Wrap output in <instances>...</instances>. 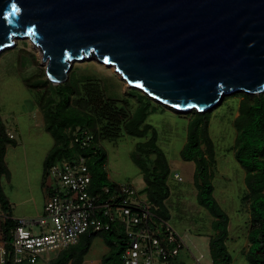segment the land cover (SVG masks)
Wrapping results in <instances>:
<instances>
[{
	"label": "water",
	"instance_id": "95a60500",
	"mask_svg": "<svg viewBox=\"0 0 264 264\" xmlns=\"http://www.w3.org/2000/svg\"><path fill=\"white\" fill-rule=\"evenodd\" d=\"M13 37L55 84L95 57L181 113L264 92V0H0V54Z\"/></svg>",
	"mask_w": 264,
	"mask_h": 264
},
{
	"label": "trees",
	"instance_id": "16d2710c",
	"mask_svg": "<svg viewBox=\"0 0 264 264\" xmlns=\"http://www.w3.org/2000/svg\"><path fill=\"white\" fill-rule=\"evenodd\" d=\"M23 55L20 59L24 66L29 61L24 60ZM23 80L28 87L38 90L36 102L43 113L44 128L54 138V145L44 161L45 175L55 163L84 156L92 177L91 192H99L105 186L114 189L118 182L109 177L106 164L108 152L104 142L115 141L125 135L143 138L136 143L132 158L143 171L147 198L154 206L152 222H156L159 217L169 219L165 200L170 195L167 181L171 167L165 151L158 143V129L147 121L150 114L159 110V105L152 103L151 96L132 87L126 95L137 98L135 106L126 96L107 93L101 78L86 72L77 74L76 68L71 70L66 81L59 84L53 83L44 72L24 76ZM240 93L239 114L234 119L237 128L234 149L237 160L246 170L248 187L243 196L251 217L246 258L249 264H264V92ZM188 114L192 116L189 118L187 141L181 150V157L185 161L195 162L197 199L213 216V231L209 236L212 264H233L227 244L230 216L214 194L213 166L216 156L210 134L211 113L193 110ZM17 144V140L9 135L0 109V212L4 217L0 222V230L10 252L13 229L19 225V220L13 218L12 204L4 191L2 179L11 175L6 155L9 146ZM97 236H102L110 247L102 258V264H123L122 253L127 235L118 222L113 223L110 229L95 231L90 228L80 235L76 243L62 249L51 259L50 264H83ZM6 264H15L11 254ZM169 264L185 262L178 255L171 258Z\"/></svg>",
	"mask_w": 264,
	"mask_h": 264
},
{
	"label": "rangeland",
	"instance_id": "374dc122",
	"mask_svg": "<svg viewBox=\"0 0 264 264\" xmlns=\"http://www.w3.org/2000/svg\"><path fill=\"white\" fill-rule=\"evenodd\" d=\"M22 54L24 60L29 61L24 66L20 59ZM73 68L77 69V74L86 72L101 78L107 87V93L126 96L133 105H137L136 97L126 95L133 88L112 66L93 57L74 61ZM36 72L46 73V64L42 61L41 51L29 38H18L13 47L1 52L0 109L8 130L15 134L18 142L17 145H10L8 148L6 160L11 175L9 178L4 176L2 183L13 207L30 213L35 211V206L24 204L22 200L33 196L38 205L42 203L43 160L46 152L54 144L53 136L42 126L44 120L36 102L38 90L31 89L23 80L24 76ZM241 97V93L227 96L221 105L209 111L210 134L216 156V164L213 166L214 194L230 216L228 246L233 256V264H249L246 251L243 250L251 218L248 203L243 200L246 192L244 187L246 172L237 160L234 149L237 136L234 118ZM152 100L153 104L159 105V110L150 114L147 121L158 129L159 144L168 152V159L172 165L167 181L170 195L165 200V205L169 212V223L185 239L186 246L181 251L180 258L185 264H212L209 236L213 231V216L198 202V189L194 183L192 169L194 164L183 161L178 154V158L175 157L174 148L167 141V133L175 121H178L180 116L190 118L192 115L178 113L168 105H163L156 99ZM141 140L143 138L125 135L115 141L106 140L104 145L108 152L106 164L109 177L118 183L132 182L139 191H142V196L147 197L143 171L132 158V151ZM109 250L110 247L104 238L97 236L86 255V264H102V258ZM59 252L60 250H53L49 254L45 253L37 262L31 264H50L48 258L55 257ZM95 260L96 263L90 262Z\"/></svg>",
	"mask_w": 264,
	"mask_h": 264
},
{
	"label": "built area",
	"instance_id": "2783aa9c",
	"mask_svg": "<svg viewBox=\"0 0 264 264\" xmlns=\"http://www.w3.org/2000/svg\"><path fill=\"white\" fill-rule=\"evenodd\" d=\"M9 135L15 138L13 132ZM91 182L84 156L51 165L44 182L46 215L36 220L18 219L12 252L0 234V264H6L10 254L15 264L35 263L44 253L76 243L90 228L110 229L115 222L122 224L127 235L123 264H169L180 255L186 246L184 237L162 217L152 222L154 206L135 184L118 183L114 189L105 186L92 193ZM32 222L49 228L35 231Z\"/></svg>",
	"mask_w": 264,
	"mask_h": 264
},
{
	"label": "crops",
	"instance_id": "0c3cea01",
	"mask_svg": "<svg viewBox=\"0 0 264 264\" xmlns=\"http://www.w3.org/2000/svg\"><path fill=\"white\" fill-rule=\"evenodd\" d=\"M226 99V98H225ZM241 100V98H240ZM239 105H240V102H239ZM239 105H238V110L235 111V118L238 116L239 114ZM177 112V111H176ZM180 113V112H178ZM40 114L42 115V118H43V113L40 109ZM234 118V119H235ZM44 120V118H43ZM180 120V121H179ZM178 121H175L174 125H172V128L170 127V131L167 133V141L169 142V144L172 145V148H174V153H176L175 157H177V154L180 155L181 157V150L183 148V146L185 145L186 141H187V134H188V123H189V117H185V116H180V119ZM179 122V123H177ZM210 125H211V120H210ZM43 128H44V122L42 124ZM156 127V126H155ZM184 129V130H183ZM183 130V133H181V131ZM11 132V131H10ZM211 132V131H210ZM159 133V131H158ZM212 137V136H211ZM15 140H17V137L15 136L14 138ZM160 139V137H159ZM159 139H158V143H159ZM54 145V144H53ZM52 145V146H53ZM160 145V144H159ZM51 146V148H52ZM161 146V145H160ZM46 152V155L44 157V160L45 161V158L48 154V152L50 151V149ZM163 148V147H162ZM163 150L165 151V149L163 148ZM167 157H168V152L165 151ZM178 158V157H177ZM181 159L183 161H185L182 157ZM180 160V159H179ZM169 161V159H168ZM180 162V164L182 163L181 161H178ZM188 162V161H186ZM190 162H193V161H190ZM240 163V162H239ZM44 164V162H43ZM169 164H170V167H171V171H172V165H171V162L169 161ZM182 164H185L186 163H182ZM194 164V167L192 168L194 171H195V162H193ZM184 165V166H185ZM241 165V164H240ZM242 166V165H241ZM243 168V167H242ZM244 169V168H243ZM245 170V169H244ZM246 172V170H245ZM194 174V173H193ZM245 177H246V174H245ZM245 177H244V187H245V190L247 192L248 190V187L246 185V181H245ZM44 182H45V172L43 171V177H42V182H41V189H42V203L38 205V202H36V200L34 199V197L32 196L31 198L28 197V199H23L22 200V203L24 204H33V206H35V211L33 213H30V212H26V211H19L15 208V206L13 207L12 205V215H13V218L14 219H23V218H26V219H30V220H36L40 217H44L46 215L45 213V204H46V200H47V194H46V191L44 189ZM245 192V193H246ZM247 210V209H246ZM249 211V209H248ZM250 213V212H249ZM30 217H33V218H30ZM0 219L3 221L4 220V217L2 216L1 212H0ZM30 227L33 229V230H37V231H40V230H43V229H48L49 226H45L43 227L41 224L39 223H31L30 224ZM229 231H230V223H229ZM229 238H230V234H229ZM229 238H228V241H229ZM228 241H227V244H228ZM249 246V239L247 237L246 239V242H245V245L243 247V250L244 251H247V248ZM229 247V246H228ZM230 250V248H229ZM231 252V251H230ZM51 253V252H50ZM89 253V252H88ZM45 254V253H44ZM49 254V253H48ZM41 258V257H40ZM54 258V257H49L48 258V262L50 263L51 259ZM92 263H96L97 260L95 261H90ZM87 261H86V256H85V260L83 262V264H86ZM26 264H31L29 262H26ZM68 264H73V262H69Z\"/></svg>",
	"mask_w": 264,
	"mask_h": 264
},
{
	"label": "bare ground",
	"instance_id": "6f19581e",
	"mask_svg": "<svg viewBox=\"0 0 264 264\" xmlns=\"http://www.w3.org/2000/svg\"><path fill=\"white\" fill-rule=\"evenodd\" d=\"M14 38V40H17V37H13ZM31 40V39H30ZM34 46L35 47H37L40 51H41V53H42V56H43V51H42V49H41V47L40 46H36L35 44H34ZM93 56V55H92ZM49 58H47L46 59V62H49ZM46 62H45V64H46ZM107 65V64H106ZM114 69H115V67L113 66V65H111Z\"/></svg>",
	"mask_w": 264,
	"mask_h": 264
},
{
	"label": "snow or ice",
	"instance_id": "6c2138e0",
	"mask_svg": "<svg viewBox=\"0 0 264 264\" xmlns=\"http://www.w3.org/2000/svg\"><path fill=\"white\" fill-rule=\"evenodd\" d=\"M13 7H15V4H13Z\"/></svg>",
	"mask_w": 264,
	"mask_h": 264
}]
</instances>
